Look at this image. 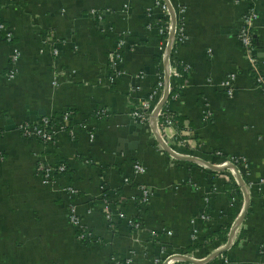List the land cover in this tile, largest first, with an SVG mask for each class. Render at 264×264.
Instances as JSON below:
<instances>
[{
  "label": "crops",
  "instance_id": "obj_1",
  "mask_svg": "<svg viewBox=\"0 0 264 264\" xmlns=\"http://www.w3.org/2000/svg\"><path fill=\"white\" fill-rule=\"evenodd\" d=\"M171 1L185 8V39L175 56L189 71L168 108L189 127L182 131L189 146L175 140L174 127L165 135L182 153L239 161L243 182L252 186L245 236L214 257L246 205L245 197L229 198L230 171L211 174L172 159L131 115L165 70L158 60L164 15L155 0H0V18L14 37L7 43L0 34V264H155L173 253L196 261L176 264H264V187L261 193L256 187L264 177V92L239 38L252 8L264 75V0ZM120 40L126 47L113 82L109 54ZM229 75L237 76L232 98L224 86ZM67 111L74 113L71 129L50 144L18 130ZM41 164H64L67 172L45 184ZM138 164L144 173L135 172ZM103 186L138 230L121 220L108 223ZM142 186L151 190L146 206L139 201ZM67 188L78 195L70 198ZM72 206L93 242L77 239Z\"/></svg>",
  "mask_w": 264,
  "mask_h": 264
},
{
  "label": "built area",
  "instance_id": "obj_2",
  "mask_svg": "<svg viewBox=\"0 0 264 264\" xmlns=\"http://www.w3.org/2000/svg\"><path fill=\"white\" fill-rule=\"evenodd\" d=\"M155 1H156L155 2L156 7L161 11V13L163 15L168 17L167 37L163 41L162 49H161L162 61L164 63V61L167 59V65L164 66L165 70L163 73V79L161 82L158 83V87L156 88V90L151 94L149 99L141 100L139 103L135 104L133 109H132L131 115L134 118V120H136L137 122H140L142 125H148L150 127L152 133L154 134V136H155L154 130L156 129L157 134L160 137V139L162 140V142H159L157 140L156 136H155V138L159 142V148L163 153L167 152L165 149V145H166L172 151V153H175V154L179 155L180 157L190 158L189 155H182V154L180 155V154L176 153L170 147L169 144H171V143H170L168 137H166V135H165V130L168 127H172L171 126L172 125V122H171L172 118L170 116H167L166 113L163 112L164 107L157 114L156 128H154L153 124H152V116L154 115L159 104L161 103L167 88L169 91V98H168L166 104L168 105V102L170 100H172V98H173V97H171L172 89L174 86L173 78L179 77V74L177 72V69H176L174 63L175 64L180 63L181 65H183L185 72L189 71V68L186 67L184 64H182L181 61H178L176 56H175L178 47L184 42V39H185V25L183 22V16L185 13V8L182 7L181 5H179V7L177 8L176 5H174L171 0H155ZM172 12H173L174 19H175V27H173L174 23H173ZM257 19H258L257 13L252 8H250L243 17L242 27L240 30L239 38H240L242 47L244 48V50L246 51V53L249 56V60H250V64H251V75H252L254 84L257 88H259L260 90H262L264 92V75L262 73L260 65L258 64L259 59L256 55V48H255V44H254V42H255L254 28H255ZM173 29H174V36L172 39H170V36L172 34ZM160 33L163 35V30L161 28H160ZM0 34L2 35L3 39H5V41L7 43L13 42V40H14L13 34L8 29L7 25L4 22H2L1 18H0ZM170 46H171V53L169 54L168 49ZM125 47H126L125 42L123 40H120L116 43L114 49L109 54L110 69L114 73L113 78H112L113 82L116 80L118 74L120 73L119 66H120V63L122 62L123 57H124ZM175 47H176V49L174 51L175 60H173L172 59V52H173ZM54 54L56 56H58V51L55 50ZM19 58H20V53L18 50H16L12 54V62L16 63L19 60ZM64 75H65V72H61L58 74V76H60V77L64 76ZM166 75H168L169 84L166 80ZM15 76H16L15 72L12 71L7 75V79L11 81V80L15 79ZM236 81H237L236 75H229L225 80L224 86L227 90V95L230 98H232L235 95ZM158 94H159V96H158ZM97 115L100 117H105L106 113L104 111H99L97 113ZM160 118H164L165 121L161 122ZM73 119H74V113L72 111H67V112L63 113L62 115L55 117V118L44 117L38 121L21 123L18 130L20 131L22 136L26 139L40 140L43 143L50 144V143L54 142V140L57 138V136L59 134L66 133L69 129H71ZM93 136L94 135H92V139H93ZM189 143L190 142L188 140L182 141V144H184V146H189ZM220 155L221 154L218 153L217 156L220 157ZM198 160H201V159H198ZM191 161H193V160H191ZM202 161H203L202 163H199V162H196V163L203 166V168L205 167L206 171H214L215 172V170L211 169V167L208 165V164H210L209 162H206L204 160H202ZM194 162H195V160H194ZM205 163H208V164H205ZM210 165H212V164H210ZM231 165H234L236 167L237 172L235 169H228V170L231 172V175L235 178V180H234L235 183L241 188V186L238 182V179H237V175L239 174L242 177V180H243V175L241 173V170H240L241 165H240L238 160H235V162H232V161L226 159V160H223L218 165H213V166L227 170L225 168L230 167ZM39 172L41 174V177H42V180L44 181V183L50 184V183H53L56 175L66 173L67 167L64 164L58 165L55 167L41 164L40 168H39ZM135 172L138 174L144 173L145 169L142 165L138 164L135 166ZM129 182H130V180H128V179L125 180V183L128 184ZM244 187L246 189V192L249 194L250 188L252 186L251 185L246 186L244 183ZM256 187H257L258 191L261 193L262 189L264 187V177L260 179V181ZM102 190L104 193V201L106 203V205H105L106 208H104L106 220L108 221L109 224L113 225L114 221L112 219L113 218L112 217L113 216L112 211H114V210H113V208L111 210L108 207V205L110 204V200H112V199L109 198L110 199L109 200L106 197V193H107V187L106 186H103ZM240 190L242 191V188ZM139 191H140V197H139L140 203H142L144 205L147 204L151 198V190L142 186L139 188ZM67 193H68L70 198H74L78 195L79 191L75 188H67ZM242 193H243V191H242ZM243 195H244V193H243ZM113 201H115V200L111 201L112 204H114ZM118 213H119L118 216L120 218H124L126 216L121 211H118ZM241 214H242V212H241ZM241 214H240V216H241ZM240 216L238 217L237 221L234 223L233 227L231 228V231H232V229L235 228ZM127 219H128L129 224L132 227L139 228L140 225L137 223V221H135L134 219L129 218V217H127ZM69 220H70V224L74 228L77 229V237L81 243H91L95 240L93 235H91V233H89L88 229L86 228V224L84 222L83 217L78 214V212L74 206H72L70 208ZM242 225L237 227L236 230L234 231L233 236H232V241H231L230 247L228 249H230L232 246L237 245L238 242L241 240L240 235H241V230L243 228ZM227 245H228V243L225 244L222 249L217 250V252L220 250L227 249ZM181 256L189 257L188 255L175 254L171 257L172 259H169L164 264H176L179 262H184L185 260ZM175 257H177V258H175ZM189 258H191V257H189ZM193 262H196V261L193 259ZM126 264H130V262H128Z\"/></svg>",
  "mask_w": 264,
  "mask_h": 264
},
{
  "label": "trees",
  "instance_id": "obj_3",
  "mask_svg": "<svg viewBox=\"0 0 264 264\" xmlns=\"http://www.w3.org/2000/svg\"><path fill=\"white\" fill-rule=\"evenodd\" d=\"M3 22V21H2ZM167 23H168V17L167 16H163L162 18V23L160 24V28L163 30V35H162V39L163 41L166 39L167 37V29H168V26H167ZM6 24V23H5ZM176 47L174 48L173 52H172V59L175 60V57H174V51H175ZM158 60L159 62H162V57L161 55L158 57ZM176 69H177V72L179 74V77H174L173 78V82H174V86H173V89H172V95L171 97H174L175 94L178 93V87L184 83V80L186 78V73H184V67L183 65H181L180 63H174ZM163 79V73L160 75L159 77V82H161ZM158 87V85L156 86ZM163 112L166 113L167 116H170L172 118V127L176 128L178 131V137H176V141H184V140H187V138L185 136H183V133L182 131H186L189 129V127L187 128L186 126H184L183 124V118L181 116H178L177 114H175L173 111H170L169 108H168V105L166 104L163 108ZM40 120V119H39ZM160 121L161 122H164L165 119L164 118H160ZM184 131V132H185ZM220 157L222 158H226L224 157L222 154L220 155ZM232 162H235L234 159L232 158H226ZM224 159V160H226ZM211 174L213 173H216L214 171H210ZM243 178L245 179L244 175H243ZM233 179V178H232ZM232 179H230V181L228 183L225 184V189L230 192L229 194V198H235V199H240L241 201L244 199L243 198V193L242 191L240 190V187L235 183V181H233ZM114 194V193H113ZM107 198H110L109 195H106ZM226 234H228V232H225ZM223 233H219V236H221ZM245 236V229L242 228L241 230V235H240V239L243 238ZM237 244V243H236ZM191 250V249H190ZM119 262V264H126V262L124 260H117Z\"/></svg>",
  "mask_w": 264,
  "mask_h": 264
},
{
  "label": "water",
  "instance_id": "obj_4",
  "mask_svg": "<svg viewBox=\"0 0 264 264\" xmlns=\"http://www.w3.org/2000/svg\"><path fill=\"white\" fill-rule=\"evenodd\" d=\"M172 16H173V23H174V24H173V25H174L173 27H175V19H174L173 12H172ZM173 36H174V29H173V31H172V34H171V36H170V39H172ZM168 53H169V54L171 53V46H170L169 49H168ZM165 65H167V59L164 61V66H165ZM166 80H167V82H168V84H169L168 75H166ZM167 87H168V86H167ZM168 98H169V91H168V88H167V90H166V92H165V94H164V97H163L161 103H160L159 106L157 107V109H156L154 115L152 116V124H153V127H154V128H156V118H157V114H158V112L164 107V105L166 104ZM141 126H142V125H141ZM154 133H155V136H156L157 140H158L159 142H162V140L160 139V137H159L158 134H157L156 129L154 130ZM165 149H166V151H167L168 153H170L174 158H176V159H178V160H182V159H183V160H186V161H191V158H188V157H180L179 155H177V154H175V153H172V151H171V150L168 148V146H166V145H165ZM200 161L203 162L202 160H200ZM205 164H208V163H205ZM208 165L211 167V169H213V170H215V171H223V170H224V169H221V168L215 167V166L210 165V164H208ZM225 169H235L236 172H237V169H236V167H235L234 165H231L230 167H227V168H225ZM237 179H238V182H239V184H240V186H241V188H242V191H243V193H244V197H245L246 205H245V208H244L243 211H242V214H241V216H240V218H239V220H238V222H237L235 228L232 229V231H231V233H230V235H229L227 249L230 247V243H231V241H232V236H233L234 231L236 230L237 227H239V226H241V225L243 224V222H244V220H245V218H246V215H247L248 209H249V205H250V197H249L248 193L246 192V189H245V187H244V182H243V180H242V177H241L239 174L237 175ZM227 249L220 250V251L216 252L215 255H214V257H215V256H219V255H221V254H222L223 252H225ZM181 257L184 258V260L187 261V262H193V259H191V258H189V257H186V256H181Z\"/></svg>",
  "mask_w": 264,
  "mask_h": 264
},
{
  "label": "rangeland",
  "instance_id": "obj_5",
  "mask_svg": "<svg viewBox=\"0 0 264 264\" xmlns=\"http://www.w3.org/2000/svg\"><path fill=\"white\" fill-rule=\"evenodd\" d=\"M176 7L178 8L179 7V5H176ZM170 145V147L172 148V150H174L176 153H178V154H183V155H189V157L191 158V160H193V161H191V162H194V160H195V163L196 162H199V163H202L200 160H198V159H201V160H204V161H206V162H209L210 164H212V165H218L219 163H221L222 162V160H218V159H207V158H205V157H203V156H201V155H197L196 153H192L191 151H190V149H189V151H184L183 153H182V151L180 150V149H177V147L176 146H174V144H169ZM185 149V148H184ZM172 159H175V158H173L172 157ZM197 159V160H196ZM197 164V163H196ZM200 168L201 169H204V170H206L205 169V167L203 168V166H201L200 165ZM226 173L227 175H229V170H223V171H216V174H218V173ZM231 173V172H230ZM220 175V174H219ZM232 180L234 181V177L232 176ZM229 179H231V178H229ZM139 191V190H138ZM140 194V191H139V193H138V195ZM243 198H244V195H243ZM111 201L112 200H110V204L108 205V207H109V209H111L112 210V208H113V210L115 211H112V219H113V221H125L132 229H135V230H138V228H134V227H132L130 224H129V222H128V219H127V217L125 216L124 218H120L119 216H118V209H114V204H112L111 203ZM150 201V200H149ZM149 201H148V203H149ZM242 203L244 202V199L241 201ZM115 203V202H114ZM120 203H121V205L123 204V200H121L120 199ZM147 203V204H148ZM142 204V203H141ZM147 204H145V206L147 205ZM142 205H144V204H142ZM104 208H106V207H104ZM120 210H122V209H120ZM121 212H123V211H121ZM124 213V212H123ZM125 214V213H124ZM72 226V225H71ZM73 227V226H72ZM74 228V227H73ZM86 228L88 229V231H89V233H91V235H93V237H94V233L93 232H91L90 230H89V227L88 226H86ZM76 231H77V229L76 228H74ZM77 239H78V237H77ZM81 243V242H80ZM173 255H175V253H173V254H166V255H161V257H160V259H158V260H156L155 261V264H164L165 262H167L169 259H172L171 257L173 256ZM175 258H177V257H175Z\"/></svg>",
  "mask_w": 264,
  "mask_h": 264
}]
</instances>
